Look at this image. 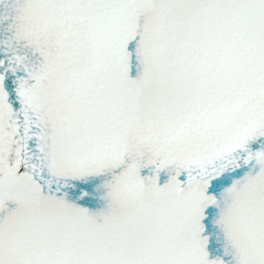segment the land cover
Here are the masks:
<instances>
[{"label": "snow or ice", "instance_id": "obj_1", "mask_svg": "<svg viewBox=\"0 0 264 264\" xmlns=\"http://www.w3.org/2000/svg\"><path fill=\"white\" fill-rule=\"evenodd\" d=\"M0 264H264V0H0Z\"/></svg>", "mask_w": 264, "mask_h": 264}]
</instances>
